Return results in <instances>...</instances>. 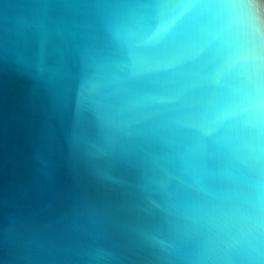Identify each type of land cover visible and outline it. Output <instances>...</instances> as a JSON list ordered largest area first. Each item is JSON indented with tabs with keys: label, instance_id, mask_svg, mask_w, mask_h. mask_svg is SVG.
Here are the masks:
<instances>
[{
	"label": "clouds",
	"instance_id": "9594fccd",
	"mask_svg": "<svg viewBox=\"0 0 264 264\" xmlns=\"http://www.w3.org/2000/svg\"><path fill=\"white\" fill-rule=\"evenodd\" d=\"M0 75L70 177L0 190V264H264V0H0Z\"/></svg>",
	"mask_w": 264,
	"mask_h": 264
},
{
	"label": "water",
	"instance_id": "95a60500",
	"mask_svg": "<svg viewBox=\"0 0 264 264\" xmlns=\"http://www.w3.org/2000/svg\"><path fill=\"white\" fill-rule=\"evenodd\" d=\"M67 145L55 116L45 119L20 83L0 75V190L8 197L48 174L70 182Z\"/></svg>",
	"mask_w": 264,
	"mask_h": 264
}]
</instances>
